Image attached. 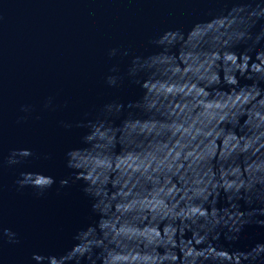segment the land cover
<instances>
[{
    "label": "water",
    "instance_id": "1",
    "mask_svg": "<svg viewBox=\"0 0 264 264\" xmlns=\"http://www.w3.org/2000/svg\"><path fill=\"white\" fill-rule=\"evenodd\" d=\"M0 264H264V0H0Z\"/></svg>",
    "mask_w": 264,
    "mask_h": 264
}]
</instances>
